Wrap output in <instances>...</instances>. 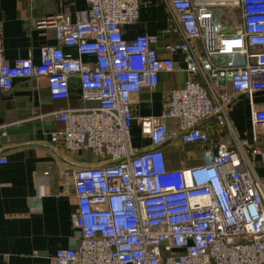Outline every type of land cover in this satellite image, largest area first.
<instances>
[{"label": "built area", "instance_id": "1", "mask_svg": "<svg viewBox=\"0 0 264 264\" xmlns=\"http://www.w3.org/2000/svg\"><path fill=\"white\" fill-rule=\"evenodd\" d=\"M140 1L85 0L74 20L60 12L38 20L57 41L41 47L38 62H7L0 37V89L33 78L44 81L50 98L64 100L76 78L83 105L51 112L62 127L49 138L98 159L72 173L78 244L58 249L52 264H264V183L256 172L264 169V148L256 144L264 107L252 112L250 155L219 143L209 160L169 168L160 147L172 140L209 144L204 121L227 123L236 96L264 90V0H161L171 24L160 34L126 38ZM220 7L238 10L233 25L215 23ZM170 35L177 40L162 43L161 55ZM175 54L188 78L169 91L159 115L138 118L152 145L139 149L130 137L132 96L155 87L160 73L182 70ZM168 119L176 124L169 127Z\"/></svg>", "mask_w": 264, "mask_h": 264}, {"label": "crops", "instance_id": "2", "mask_svg": "<svg viewBox=\"0 0 264 264\" xmlns=\"http://www.w3.org/2000/svg\"><path fill=\"white\" fill-rule=\"evenodd\" d=\"M85 0H0V37L3 57L7 62L16 58L39 60L42 46L56 45L51 26H39L37 21L56 13H67L74 20L76 12L85 7ZM171 24L170 12L161 0H141L135 23L124 27V36L140 33L160 34ZM177 40L165 36L160 42V54L166 55L162 43ZM76 56V50L62 47ZM174 60L182 70L162 72L158 84L143 88L132 96L133 121L130 137L133 146L150 148L142 137L138 118L159 115L171 89L180 87L188 78L183 70L181 54ZM92 62L93 56H83ZM225 90L231 92L230 83ZM83 105L76 78L71 79L69 98H50L42 80L15 79L9 90L0 89V264H52L60 248L75 247L79 232L74 228L75 209L73 176L75 169L95 165L98 159L90 151L71 153L61 144L50 141L49 132L62 127L49 114ZM264 107V90L251 95H238L226 109L227 123L215 118L203 122L211 137L209 144H184L172 140L162 144L169 168H180L209 160L219 143L229 144L250 155L255 145L252 132V112ZM169 127L176 122L166 121ZM4 132V133H3ZM258 146L264 148V134ZM256 172L264 183V169Z\"/></svg>", "mask_w": 264, "mask_h": 264}, {"label": "rangeland", "instance_id": "3", "mask_svg": "<svg viewBox=\"0 0 264 264\" xmlns=\"http://www.w3.org/2000/svg\"><path fill=\"white\" fill-rule=\"evenodd\" d=\"M239 17L237 9L230 10L228 8L220 7L216 10L215 23L221 25H233ZM231 23V24H230Z\"/></svg>", "mask_w": 264, "mask_h": 264}]
</instances>
